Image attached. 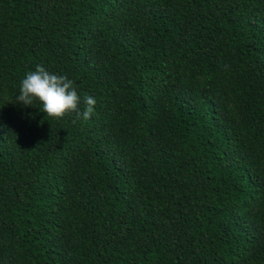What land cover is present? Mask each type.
<instances>
[{
  "label": "trees",
  "instance_id": "trees-1",
  "mask_svg": "<svg viewBox=\"0 0 264 264\" xmlns=\"http://www.w3.org/2000/svg\"><path fill=\"white\" fill-rule=\"evenodd\" d=\"M0 264H264V0H0Z\"/></svg>",
  "mask_w": 264,
  "mask_h": 264
},
{
  "label": "clouds",
  "instance_id": "clouds-1",
  "mask_svg": "<svg viewBox=\"0 0 264 264\" xmlns=\"http://www.w3.org/2000/svg\"><path fill=\"white\" fill-rule=\"evenodd\" d=\"M17 103L32 106L34 100L42 104V112L48 117L64 118L75 114V119L87 121L94 113L97 101L88 94L83 97L84 109H80L81 97L73 80L66 75L50 73L43 66L37 65L21 81ZM75 122V121H74Z\"/></svg>",
  "mask_w": 264,
  "mask_h": 264
}]
</instances>
